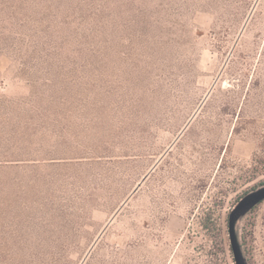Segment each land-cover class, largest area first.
<instances>
[{
  "label": "rangeland",
  "instance_id": "obj_1",
  "mask_svg": "<svg viewBox=\"0 0 264 264\" xmlns=\"http://www.w3.org/2000/svg\"><path fill=\"white\" fill-rule=\"evenodd\" d=\"M0 264H264V0H0Z\"/></svg>",
  "mask_w": 264,
  "mask_h": 264
},
{
  "label": "trees",
  "instance_id": "obj_2",
  "mask_svg": "<svg viewBox=\"0 0 264 264\" xmlns=\"http://www.w3.org/2000/svg\"><path fill=\"white\" fill-rule=\"evenodd\" d=\"M255 190V189H254ZM254 190H252V191H254ZM251 192V191H250ZM250 192H246V194H244V196L245 195H248ZM208 223H206L205 225H206V227L208 228V229H211V228H213L214 230H216L217 229V227H214L213 225H214V223H217V222H215V220L211 217V216H208ZM209 223L211 224L210 226H209ZM215 226H217V224H215ZM205 227V226H204Z\"/></svg>",
  "mask_w": 264,
  "mask_h": 264
}]
</instances>
